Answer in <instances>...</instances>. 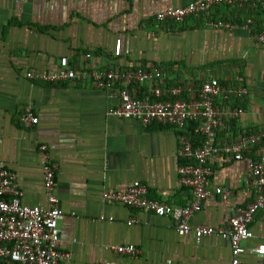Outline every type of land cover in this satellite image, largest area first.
I'll return each mask as SVG.
<instances>
[{"label":"crops","instance_id":"crops-1","mask_svg":"<svg viewBox=\"0 0 264 264\" xmlns=\"http://www.w3.org/2000/svg\"><path fill=\"white\" fill-rule=\"evenodd\" d=\"M198 0H0V166L17 175L28 206H47L44 156L48 147L57 163V195L64 218L59 221V250L66 264H230L228 242L210 237L197 242L182 237L170 217H158L107 203L103 192L147 187L153 199L185 206L189 189L180 184L178 136L174 127L109 115L118 99L92 85L41 84L29 71L58 70L63 61L88 69L158 67L168 73V87L200 85L214 76L249 95L238 101L245 114L228 120L220 141H233L264 130V47L254 35L264 28V6L241 9L218 6L183 25L158 23L168 7ZM252 17V32L244 23ZM230 21L234 31L215 30L207 21ZM94 58L85 61V55ZM148 92L147 86L140 94ZM31 107L39 119L25 129L19 117ZM260 150L248 157L256 158ZM212 189L229 190L226 200L214 195L190 225L221 227L238 206L253 201L245 161L222 156L209 162ZM110 219H113L112 221ZM134 221L131 225L130 222ZM254 239L245 244L241 264H264V211L252 225ZM134 245L137 257L113 247Z\"/></svg>","mask_w":264,"mask_h":264},{"label":"built area","instance_id":"built-area-1","mask_svg":"<svg viewBox=\"0 0 264 264\" xmlns=\"http://www.w3.org/2000/svg\"><path fill=\"white\" fill-rule=\"evenodd\" d=\"M260 5L264 6V0H198L181 7H168L156 15V21L183 25L190 18L208 15L218 6L253 9ZM253 25L254 20L250 16L244 26L252 32ZM207 27L234 31L238 24L210 20L207 21ZM253 37L255 42L264 47V28ZM92 58L94 56L91 53L85 55V61ZM26 77L41 84L75 82L92 85L118 99V106L111 109L109 115L138 121L145 128L159 124L179 130L178 156L184 163L179 164L177 175L180 184L191 193L188 204L178 206L153 199L147 187L140 184L125 192L104 191L103 200L146 214L170 217L180 236H193L197 242L219 237L229 244L232 253L230 264L242 263L243 255L247 252L245 244L255 237L252 231L255 217L258 212L264 211V130L233 141H220L219 133L227 129L228 120L239 119L245 114L237 104L249 95L247 87L236 86L214 76L207 77L200 85L184 83L168 87L170 77L158 67L88 69L82 65L70 66L66 60L58 70L29 71ZM144 86H147L148 92L141 95L140 88ZM19 120L25 129L35 128L39 123L31 107L24 109ZM194 136L198 137V141ZM254 150H260L258 157H248ZM40 151L45 161L46 207L25 205L16 173L0 166V264H66L70 258L59 250L58 223L64 218L57 195L59 166L51 160L46 145H41ZM217 156L247 163L254 190L253 201L238 206L229 221L221 227H192L190 219L202 211L207 200L214 195L220 196L222 200L228 198L227 188L212 189L213 172L209 162ZM113 250L130 257H137L141 253L134 245L117 246Z\"/></svg>","mask_w":264,"mask_h":264},{"label":"trees","instance_id":"trees-1","mask_svg":"<svg viewBox=\"0 0 264 264\" xmlns=\"http://www.w3.org/2000/svg\"><path fill=\"white\" fill-rule=\"evenodd\" d=\"M194 139H195L196 141H198V137H197V136H194ZM180 163L183 164L184 162L181 160Z\"/></svg>","mask_w":264,"mask_h":264}]
</instances>
